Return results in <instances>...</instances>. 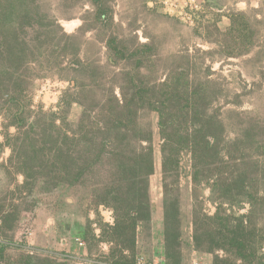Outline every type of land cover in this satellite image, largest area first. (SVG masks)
<instances>
[{
  "label": "rangeland",
  "instance_id": "obj_1",
  "mask_svg": "<svg viewBox=\"0 0 264 264\" xmlns=\"http://www.w3.org/2000/svg\"><path fill=\"white\" fill-rule=\"evenodd\" d=\"M195 261L264 264V0H0V264Z\"/></svg>",
  "mask_w": 264,
  "mask_h": 264
},
{
  "label": "trees",
  "instance_id": "obj_2",
  "mask_svg": "<svg viewBox=\"0 0 264 264\" xmlns=\"http://www.w3.org/2000/svg\"><path fill=\"white\" fill-rule=\"evenodd\" d=\"M170 160V159H168ZM148 163V167L146 168V173H145V176L146 177H149L150 175L153 174V171H154V165H153V162L150 163V162H147ZM133 214V212L131 213Z\"/></svg>",
  "mask_w": 264,
  "mask_h": 264
},
{
  "label": "built area",
  "instance_id": "obj_3",
  "mask_svg": "<svg viewBox=\"0 0 264 264\" xmlns=\"http://www.w3.org/2000/svg\"><path fill=\"white\" fill-rule=\"evenodd\" d=\"M32 234H33V233H31V232L29 233L30 236H32ZM77 241L79 242V244H80L81 246H83V242H81L80 240H77ZM141 264H143V263H141ZM194 264H202V263H201L200 261H195ZM204 264H208V263H204Z\"/></svg>",
  "mask_w": 264,
  "mask_h": 264
}]
</instances>
